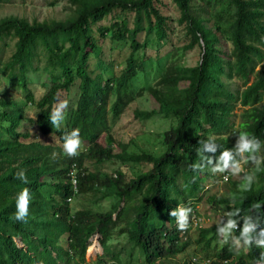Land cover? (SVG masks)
<instances>
[{
  "label": "trees",
  "instance_id": "16d2710c",
  "mask_svg": "<svg viewBox=\"0 0 264 264\" xmlns=\"http://www.w3.org/2000/svg\"><path fill=\"white\" fill-rule=\"evenodd\" d=\"M171 1L178 10L176 21L185 43L180 52L173 44L174 53L158 52L153 58L143 52L147 38L140 41L139 34L153 31L158 41L168 37L174 20L162 0H69L73 13L63 20L28 22L15 16L0 20V41L6 44L14 40L8 59L2 62L0 58V77L19 82L24 91L21 102L0 97V264H36L39 259H46L44 264H81L82 256L72 251L69 241L68 245H55L54 239L65 233L69 224L76 236L86 229L108 233L119 227L130 244L136 237L147 236L151 225L178 237L176 221L169 215L174 205L193 208L201 193L210 192L205 190L206 180H218L207 169L191 170L198 162L195 149L199 141L211 136L221 148H232L237 133L247 131L264 142V0H200L204 6L201 14L194 12V0ZM132 13L129 26L128 15ZM109 15L114 18L110 24L97 26ZM106 38L128 43L130 53L123 65L103 56L102 41ZM223 40L231 45L228 52L220 49ZM194 48L197 59L187 65L184 53ZM40 52L45 56L48 88L36 99L28 73L38 69L35 61ZM181 57L182 61L176 62ZM90 58L96 60L94 74L89 70ZM115 67L121 68L116 72ZM105 72L110 74L105 76ZM151 72L157 78L148 85ZM140 76L145 77L144 90L135 84ZM76 78L78 99L75 106L69 105L64 125L56 130L48 117L57 97L66 99ZM234 79L239 81L230 87L228 82ZM145 93L149 107L136 109L134 116L146 121L155 117L171 120L169 128L160 134L163 150L157 155L144 150L130 152L129 142L115 139L112 131L121 114ZM237 104L241 106L238 114ZM30 105L37 109L35 120L30 122L42 135L55 134L63 141L72 129L80 130L83 147L78 156L69 158L63 148L18 131ZM86 160L97 164L118 161L121 166L114 174L89 171ZM72 165L77 171L76 198L90 195L88 206H81L79 197L74 213L67 202L71 189L66 181ZM20 170L25 171L28 184L16 179ZM241 183V179L229 178L224 187L227 194L218 198L213 194L210 200L224 205L227 212L241 209V214H246L255 205L264 211V170L257 173L251 191H242ZM25 187L32 200L27 223H22L14 216L17 194ZM107 198H112L110 209L100 212L101 201ZM155 219L158 223L153 222ZM58 226L60 231L57 229L50 238L49 230ZM215 228L200 229L195 242L206 250L213 248ZM186 245L183 241L182 246ZM139 246L146 254L141 264H164V259L183 250L176 243L152 249L140 242ZM234 255V247L227 245L222 252L212 254L209 264H226L225 259ZM114 257V264H134L119 255ZM182 261L198 264L188 258ZM232 264L244 262L238 259Z\"/></svg>",
  "mask_w": 264,
  "mask_h": 264
},
{
  "label": "clouds",
  "instance_id": "9594fccd",
  "mask_svg": "<svg viewBox=\"0 0 264 264\" xmlns=\"http://www.w3.org/2000/svg\"><path fill=\"white\" fill-rule=\"evenodd\" d=\"M68 108V100L57 97L56 105L48 117L54 129L59 130L64 125ZM33 119L35 120V115ZM5 126H7L6 122ZM58 140L61 142L59 145L46 144L63 148L64 154L69 158L78 156L83 147L79 129H72L65 134L63 141ZM199 144L200 146L195 149L198 162L195 161L191 165L193 172H203L207 169L212 175L218 176V180L224 178L226 180L225 183L229 181L232 175L239 176L242 180L240 185L241 190L245 192L252 190L253 185L257 182V173L264 170V142L260 138L250 135L247 131H239L235 145L232 148H221V145L211 136L206 140L199 141ZM218 150L219 155L217 156L215 154ZM54 153L57 154V151H54ZM206 153H210L211 155H206ZM247 166L251 167L246 170ZM76 172L74 165L66 172V181L69 183L71 189V194L67 198V202L72 211L71 213L75 211L73 210L74 206L72 203L77 195ZM16 179L24 184H28L29 182L24 170L17 172ZM50 181L54 184L55 180L50 177ZM211 195L213 194L206 197V195L203 196V193H201V198L197 202H201L206 197V204L214 208L217 212L216 217L209 218L206 224L203 223L204 218L197 212V203L193 208L180 204L174 205V209L170 211L169 215L176 221L178 237L174 233L168 234L167 231L164 232V228L162 227L151 225L147 236L142 235L136 237L133 241L134 244H130L128 243L125 232L119 227L114 228L108 233L86 229L76 236L69 224L68 228L64 230L65 233L54 239L55 245L61 246L63 242L68 245L69 241L73 246L72 251L81 255L83 260H87L88 254L95 256L93 264H114L116 260L114 255H119L121 260H130L134 264H141L144 263V255L146 254L144 249L139 246V242L152 249L153 247L163 248L172 244L174 245V243L182 246V242L187 241V245L185 247L182 246V251H186L191 245H194L192 253L194 256L190 260L198 264H209L212 259V254L218 250L222 252L227 245L234 247L235 255L225 259L226 264L236 263L238 259H242L244 264H264V211L261 210V206H253L246 214H241V209L227 212L224 210V205H217L216 201L212 202L210 200ZM219 196L215 195L214 197L218 198ZM31 200V192L27 187L23 188L17 194L16 212L14 216L16 221L27 223ZM211 225L216 226V238L213 243L216 245L210 250H206L198 245L195 240L200 229L207 228ZM57 229L60 231L59 226L56 229L49 230L50 238H52L54 233H57ZM194 230H196V233L195 237L192 238ZM123 239H126V243L122 242ZM109 241L112 242L108 244ZM17 243H21L22 245L20 239L17 240ZM117 245L119 246L118 250L116 249ZM126 247L132 249V251L134 248L139 247L140 252L137 253V256L135 253H132V255L130 254V258H127L120 251ZM69 251L72 253L71 250ZM45 260L39 259L36 264H44ZM67 260L63 262H67Z\"/></svg>",
  "mask_w": 264,
  "mask_h": 264
},
{
  "label": "rangeland",
  "instance_id": "374dc122",
  "mask_svg": "<svg viewBox=\"0 0 264 264\" xmlns=\"http://www.w3.org/2000/svg\"><path fill=\"white\" fill-rule=\"evenodd\" d=\"M164 4L167 5L168 9V15L172 17L174 22L172 23V31L169 32L168 37L164 39L163 41H158L155 37L154 32L152 31L149 35L145 31H142L139 34V40L142 41L143 39L147 38V47L145 51L146 56H151L153 58L158 52L161 54H169L174 53V45L179 47V52L181 50V47L185 43V38L183 34L182 27L177 24L176 19L178 18V10L175 8L174 4L171 0H162ZM193 9L195 13L201 14L203 12L202 8V2L200 0H194L193 1ZM74 6L69 2V0H9L7 2H0V20L4 17L8 16H15L18 18H24L28 22L38 21H51V20H63L73 13ZM207 11L209 13L210 9L207 8ZM113 15H109L107 18L103 19L98 23L97 26L102 25H108L110 22L113 21L114 18H112ZM129 18V26H132L133 22V13L128 15ZM96 28V26L94 27ZM102 48H103V56L107 61L110 59H115L116 62H120L123 65V59L127 57L130 53V48L128 43L125 42H115L110 41L108 38L104 39L102 41ZM14 40H7L6 44H3L2 41H0V58L2 62H5L10 54L12 53L14 49ZM174 44V45H173ZM112 50H111V49ZM231 48V45L229 41L223 40L220 49L226 52H228ZM197 48L187 50L185 51V56L183 58V62L187 65H193L197 59ZM182 61V57L180 59L176 58V62ZM96 60L93 58H90L88 61L89 70L93 72H97V68L95 65ZM35 65L38 67V69L31 71L28 73V80H29V87L34 92L35 98H40L47 90L48 83H47V77L45 74V70L43 69V66L45 65V56L42 52H40V55L38 57V60L35 61ZM121 67H115V71L117 72ZM109 72V71H108ZM108 72L103 73L105 76H107ZM113 72V71H111ZM143 74V73H141ZM144 75V74H143ZM145 77L140 76L139 80L135 82L136 86L138 88H143V79ZM156 76L154 72H151L148 74V85L153 84L156 80ZM239 81L237 79H234L233 82H228L230 87H235V82ZM79 79H75L74 84L70 88L69 91L66 92L65 96L66 99L69 102L70 106H75L76 101L79 96V88H78ZM240 84V82H239ZM242 88V86H241ZM240 88V89H241ZM232 89V88H231ZM3 97L4 99H13L16 101H24V91L19 82L9 79L7 77H0V97ZM149 95L145 93L141 98H137L135 101H133L126 111L121 114L119 120L117 123L113 126V135L115 139L117 140H123L125 142H129L128 150L130 152L134 151H146V152H153L154 154H159L163 150L162 146V136L160 135L161 132L169 128V125L171 123V120L169 118H158L155 117L153 121H146L142 119H138L134 116V111L136 109L138 110H147L149 107L148 103ZM241 110V106L239 104L235 107V112L238 114ZM37 109L33 106H27L25 108V115L26 117L22 120L21 125L18 129V131H27L30 135L36 136V139H38L41 142L44 143H51L55 145H59L61 143L56 135H42L41 132H39L36 124H32L30 122L31 119H33L34 115L36 118ZM237 117H235V120L237 121ZM102 141H105L104 135H102ZM147 163H144V166H146ZM85 166L89 171L93 170H100L107 174H114L119 167L121 166V163L118 161H106L101 164H97L95 161L92 160H86ZM149 165H147L146 168H148ZM232 180L236 179L239 181L241 177L239 176H231ZM226 180L224 178L219 179L217 182L212 181L211 178H208L205 182L210 192H207L206 197L210 194L215 195H225L227 194L224 191V187L227 185ZM205 185V188H206ZM80 202L81 206L86 205L88 206L90 203V195L88 198L83 199L84 197L80 196ZM77 197L72 205L74 207L77 206V201L79 199ZM197 203V212L201 217L204 218L203 223L206 224V222L211 217H216L217 212L214 208L209 207L208 204H206L205 199ZM199 200L201 197H198ZM112 198H107L101 201V205L98 207L100 212H106L110 209ZM80 206V207H81ZM74 209V208H73ZM153 222L157 223L158 221L155 219ZM196 230L192 233V238L195 237ZM19 237L15 238V241L17 243V240ZM112 241H109L108 244H110ZM123 243H126V239L122 240ZM19 246H21V243H17ZM116 249H119V246L117 245ZM194 249V245H191L186 251H182L181 253H177L173 257H168L164 259V264H182L183 259H191L194 255H192ZM122 253H124L127 258H130V254L135 253L137 256V253L140 252L139 247L132 249L125 248L123 250H120ZM131 252V253H130ZM97 257V256H96ZM88 260V263H87ZM87 260L84 259L81 264H93V261H95V256L89 255L87 256Z\"/></svg>",
  "mask_w": 264,
  "mask_h": 264
}]
</instances>
